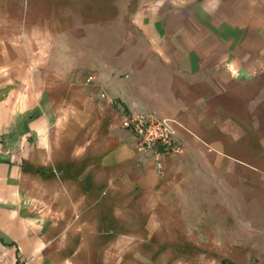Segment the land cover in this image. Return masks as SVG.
I'll use <instances>...</instances> for the list:
<instances>
[{
	"label": "crops",
	"instance_id": "crops-1",
	"mask_svg": "<svg viewBox=\"0 0 264 264\" xmlns=\"http://www.w3.org/2000/svg\"><path fill=\"white\" fill-rule=\"evenodd\" d=\"M182 3L150 21L109 0H0V264H77L79 238L121 234L124 191L160 183L121 109L174 122L166 166L264 206V0Z\"/></svg>",
	"mask_w": 264,
	"mask_h": 264
},
{
	"label": "rangeland",
	"instance_id": "rangeland-1",
	"mask_svg": "<svg viewBox=\"0 0 264 264\" xmlns=\"http://www.w3.org/2000/svg\"><path fill=\"white\" fill-rule=\"evenodd\" d=\"M109 2L112 10L125 11L129 20L140 12L150 21L152 16L162 18L168 14L167 4L170 12L181 16L186 7L182 0ZM1 105L7 109L11 102ZM120 114L121 121L124 116L147 115L123 109ZM12 136L0 133L2 162L12 158L2 153ZM140 155L149 159L160 183L138 184L134 192L128 187L124 191L128 199L117 209L118 220L109 224L110 231L119 229L121 234L79 238L77 264H264V206L253 204L249 197H236L222 181L192 162L186 170L176 161L166 166L170 157L179 155L162 154L160 168L152 153Z\"/></svg>",
	"mask_w": 264,
	"mask_h": 264
},
{
	"label": "built area",
	"instance_id": "built-area-1",
	"mask_svg": "<svg viewBox=\"0 0 264 264\" xmlns=\"http://www.w3.org/2000/svg\"><path fill=\"white\" fill-rule=\"evenodd\" d=\"M120 124L136 138L139 153L153 154L154 161H158V168L161 166L162 154L170 156L183 153V146L175 137L174 122L170 119L149 114L124 116Z\"/></svg>",
	"mask_w": 264,
	"mask_h": 264
}]
</instances>
